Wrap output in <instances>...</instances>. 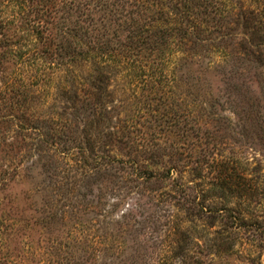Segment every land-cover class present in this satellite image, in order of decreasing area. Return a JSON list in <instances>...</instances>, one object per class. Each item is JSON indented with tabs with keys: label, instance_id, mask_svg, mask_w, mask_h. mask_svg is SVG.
<instances>
[{
	"label": "trees",
	"instance_id": "trees-1",
	"mask_svg": "<svg viewBox=\"0 0 264 264\" xmlns=\"http://www.w3.org/2000/svg\"><path fill=\"white\" fill-rule=\"evenodd\" d=\"M39 1L49 8L58 1L64 10H73L67 14H76L74 29L67 28L58 43L48 38L52 30L47 34L50 48L40 55L43 67L56 69L49 85L55 84L64 111L48 112L44 102L32 104L30 95L49 96L46 86L32 88L26 73L19 74L21 82L12 80L0 58V264H121L126 238L141 242L157 232L154 223L163 216L154 210L138 220L133 212L142 204L138 198L135 204L127 202L131 195L147 194L159 206L181 191L177 205L189 213L181 219L185 223L193 221L191 212L199 205L196 196L189 197L187 182L173 174L172 160L176 155L183 160L185 153L160 147L159 130L148 123L152 106L160 109L152 102L163 100L171 83L179 85L185 78L193 90L201 83L209 86L211 76L224 85L240 80L242 61L227 51L225 41L203 34L209 29L202 28L201 16L214 15V22L221 6H227V11L236 9L231 12L236 19L249 14L258 32L264 0ZM29 2L35 0H0ZM51 16L54 20L56 14ZM4 35L8 40L15 36ZM261 39L253 57L264 69ZM221 45L212 52L211 47ZM201 175L197 172L196 178ZM103 189L112 198L108 204ZM186 236L181 231L173 239L181 251ZM138 258L132 262L138 264Z\"/></svg>",
	"mask_w": 264,
	"mask_h": 264
},
{
	"label": "rangeland",
	"instance_id": "rangeland-1",
	"mask_svg": "<svg viewBox=\"0 0 264 264\" xmlns=\"http://www.w3.org/2000/svg\"><path fill=\"white\" fill-rule=\"evenodd\" d=\"M38 1L0 3V58L10 67L6 75H12V80L16 78L21 82L19 74L26 73L32 88V84L37 83L39 88L46 86L49 96L30 95L32 104L44 102L48 112H63L64 100L61 95H56L55 84L49 85L50 74L56 69L43 67L40 55L50 48V41L58 43L67 28L74 29L76 14L72 15L73 10L69 7L64 10L58 1L52 8ZM61 6L62 9L57 10ZM226 9L227 6H221L219 19L214 22L210 21L214 15L201 16L204 20L202 28L209 29L203 34L225 41L227 51L239 57L242 65L237 71L241 79L224 85L211 76L210 85L201 83L198 90L187 86L189 80L186 78L179 85L172 82L166 89L167 97L152 102L160 109L154 111L152 106L147 113L152 130H159L160 147L185 153L183 160L179 155L172 160L177 169L173 174L187 182L189 197L194 199L196 196L199 203L191 212L193 221L185 223L181 220L189 216V213H182L181 205H177L181 191L174 193L175 199L161 200L159 206L147 194L131 195L127 202L135 204L138 198L142 204L133 212L138 220L145 219V215L154 210L163 216H158L154 223L157 232L148 233L141 242L135 243L129 236L126 238L121 264H135L132 261L136 256H139L138 264H264V76L259 74L264 69L253 57L255 42L260 38L264 40V24L257 22L259 31L254 32L251 28L254 19L249 14L236 19L231 14L236 9ZM67 10L72 16L66 13ZM51 14H56L55 21ZM21 26L19 34L15 33ZM50 31L52 38L48 37L50 41H47L45 37ZM3 32L15 36H8V40ZM216 40L211 44L217 45ZM13 42L18 43L17 46ZM221 48L222 45L211 47V50L215 53ZM62 74L67 75V71ZM164 107L169 117L163 114L166 113ZM45 110L35 113L44 114ZM197 172L202 173L200 178H196ZM103 187L109 191L107 186ZM109 192L103 189L107 204L112 201ZM181 201L184 202L183 198ZM126 206L124 204L122 208ZM181 231H187L184 251H181L180 243L173 240L179 238ZM155 235L159 238L149 239ZM169 240L173 242L172 250L167 245ZM62 241L67 243L69 239L63 236Z\"/></svg>",
	"mask_w": 264,
	"mask_h": 264
}]
</instances>
